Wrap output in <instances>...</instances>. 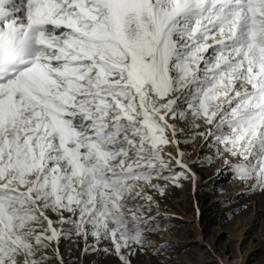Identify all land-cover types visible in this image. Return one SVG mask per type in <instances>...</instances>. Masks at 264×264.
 Here are the masks:
<instances>
[{"label":"snow or ice","instance_id":"6c2138e0","mask_svg":"<svg viewBox=\"0 0 264 264\" xmlns=\"http://www.w3.org/2000/svg\"><path fill=\"white\" fill-rule=\"evenodd\" d=\"M197 138L264 192V0H0V264L161 254Z\"/></svg>","mask_w":264,"mask_h":264},{"label":"rangeland","instance_id":"374dc122","mask_svg":"<svg viewBox=\"0 0 264 264\" xmlns=\"http://www.w3.org/2000/svg\"><path fill=\"white\" fill-rule=\"evenodd\" d=\"M200 142L197 138L195 150L183 146L199 181H183L182 186H171L164 196H156L159 209L152 215L158 211L156 223L162 228L146 235L157 246L169 247L159 255L153 249L137 253L132 264H264V192H249L221 158L194 163L215 152L209 148L201 151ZM87 243L92 245L94 240L90 237ZM106 247L107 241L99 245L100 249ZM59 250L65 264H118L111 252L89 249L85 253L82 237L62 239ZM49 264L57 261L53 258Z\"/></svg>","mask_w":264,"mask_h":264},{"label":"bare ground","instance_id":"6f19581e","mask_svg":"<svg viewBox=\"0 0 264 264\" xmlns=\"http://www.w3.org/2000/svg\"><path fill=\"white\" fill-rule=\"evenodd\" d=\"M252 249V248H251ZM248 253V251L245 253V255Z\"/></svg>","mask_w":264,"mask_h":264}]
</instances>
